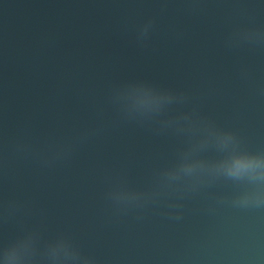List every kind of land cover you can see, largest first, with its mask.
Instances as JSON below:
<instances>
[{
  "label": "water",
  "instance_id": "water-1",
  "mask_svg": "<svg viewBox=\"0 0 264 264\" xmlns=\"http://www.w3.org/2000/svg\"><path fill=\"white\" fill-rule=\"evenodd\" d=\"M238 29L264 30V0H0V249L37 229L96 264H264V208L233 204L232 181L143 206L107 195L150 188L183 144L126 117L130 84L186 92L177 110L264 151V46L231 42Z\"/></svg>",
  "mask_w": 264,
  "mask_h": 264
},
{
  "label": "clouds",
  "instance_id": "clouds-1",
  "mask_svg": "<svg viewBox=\"0 0 264 264\" xmlns=\"http://www.w3.org/2000/svg\"><path fill=\"white\" fill-rule=\"evenodd\" d=\"M151 21L141 29L140 36L147 35ZM233 43L246 42L264 46V30L238 29L233 33ZM136 95V102L125 100L128 91ZM116 98L124 101L126 117L141 123H155L158 132L171 133L182 138L172 164L154 173L148 189H130L122 184L108 192V198L118 207L143 206L162 196L177 193L183 195L220 179L243 186L232 200L241 207L264 208V151H252L233 130L221 128L193 106L190 110H177V106L189 104L190 96L183 91L161 88L151 83H135L118 89ZM84 133L81 138H85ZM210 150L217 155L207 156ZM71 151V145L61 146L56 158ZM21 206L9 203L6 215L20 211ZM37 229H30L0 249L2 264H96L93 257L82 252L65 234L40 246Z\"/></svg>",
  "mask_w": 264,
  "mask_h": 264
}]
</instances>
